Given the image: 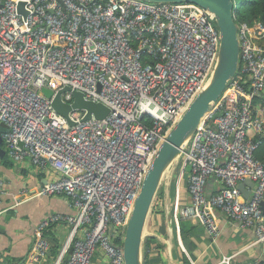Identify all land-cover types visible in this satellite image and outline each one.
I'll list each match as a JSON object with an SVG mask.
<instances>
[{
  "label": "built area",
  "instance_id": "1",
  "mask_svg": "<svg viewBox=\"0 0 264 264\" xmlns=\"http://www.w3.org/2000/svg\"><path fill=\"white\" fill-rule=\"evenodd\" d=\"M237 25L239 69L185 147L191 201L178 220L199 221L215 239L222 213L264 245V24ZM220 45L214 14L193 2L0 0L6 153L16 166L52 167L58 176L38 195L67 197L75 211L36 226L24 264H92L98 250L106 264H125L123 240L143 181L212 74ZM66 87L65 102L79 91L109 114L84 120L86 112L73 109L70 125L42 92ZM247 178L245 196L239 185ZM6 186L0 177V201ZM55 224L69 234L52 256L47 232ZM154 250L143 246V254ZM232 260L221 264H264Z\"/></svg>",
  "mask_w": 264,
  "mask_h": 264
},
{
  "label": "crops",
  "instance_id": "2",
  "mask_svg": "<svg viewBox=\"0 0 264 264\" xmlns=\"http://www.w3.org/2000/svg\"><path fill=\"white\" fill-rule=\"evenodd\" d=\"M3 149L0 177L7 186L0 201V264H24L36 226L50 214L75 211L67 197L38 195L47 181L58 176L52 167L40 170L29 161L18 166L8 165L11 158L4 144ZM188 176L189 168L180 164L159 190L146 231L147 236L155 239L151 244L155 250L149 256L150 263L186 264V259L189 264H221L227 256L233 257V263L256 257L264 259V245L257 243L254 231L239 227L222 213H217L221 229L218 238L211 237L199 221L185 220L182 231V221L178 220L180 210L191 201ZM68 234L66 224H55L47 232L59 250ZM92 264H106L101 250L97 251Z\"/></svg>",
  "mask_w": 264,
  "mask_h": 264
},
{
  "label": "water",
  "instance_id": "3",
  "mask_svg": "<svg viewBox=\"0 0 264 264\" xmlns=\"http://www.w3.org/2000/svg\"><path fill=\"white\" fill-rule=\"evenodd\" d=\"M144 1L155 3L193 2L208 9L215 16V22L221 33V45L214 70L208 81L157 149V155L143 181L126 227L123 240L125 264H144L143 246L147 237L149 218L167 173L172 170L179 159H182L185 147L190 143L205 115L224 93L229 81L236 75L240 64V40L235 13L237 3L234 0ZM20 9L22 10L23 7L21 6ZM69 90L70 88L66 87L55 93L51 89L43 88L42 92L52 99L53 108L70 125L75 124L70 117L73 109L84 110L86 112L84 120L93 117L101 120L109 114L110 109L106 105L86 100L83 93L79 91H74L73 104L65 102L62 95ZM6 130L5 127L0 128V156L5 155L1 133ZM246 184L253 186V182L247 178L244 183L239 185V188L245 196H248L249 191L245 189ZM262 208L264 210V202H262Z\"/></svg>",
  "mask_w": 264,
  "mask_h": 264
},
{
  "label": "trees",
  "instance_id": "4",
  "mask_svg": "<svg viewBox=\"0 0 264 264\" xmlns=\"http://www.w3.org/2000/svg\"><path fill=\"white\" fill-rule=\"evenodd\" d=\"M234 1L237 3V6L240 5L239 0H234ZM236 7H235V13L237 15ZM244 7H245L248 17H250V19L252 20V23L254 21H260L264 24V0H244ZM236 21H237V16H236ZM241 22H245V21H241ZM6 164L14 165L12 160H9V162L7 161ZM181 224L183 227L182 231H184L186 223L182 221ZM119 242L122 243V241H119ZM154 242H155V239L153 237L147 236L144 242L145 249H149L151 247V244ZM58 252H59V246H55L52 249L51 255L56 256ZM148 256H149L148 254L144 253L145 261H147ZM185 263L189 264V262L186 259H185Z\"/></svg>",
  "mask_w": 264,
  "mask_h": 264
},
{
  "label": "rangeland",
  "instance_id": "5",
  "mask_svg": "<svg viewBox=\"0 0 264 264\" xmlns=\"http://www.w3.org/2000/svg\"><path fill=\"white\" fill-rule=\"evenodd\" d=\"M239 4L240 5L236 7L237 23H240L241 21H245L249 24H252V20L250 19V17H248L247 12H246L245 7H244V0H239ZM182 160L183 159H179V161L175 164V166L170 171V176L176 170V167H178V165H180L182 163ZM166 179H168V177H166Z\"/></svg>",
  "mask_w": 264,
  "mask_h": 264
},
{
  "label": "bare ground",
  "instance_id": "6",
  "mask_svg": "<svg viewBox=\"0 0 264 264\" xmlns=\"http://www.w3.org/2000/svg\"><path fill=\"white\" fill-rule=\"evenodd\" d=\"M170 176V171L167 173V177H169Z\"/></svg>",
  "mask_w": 264,
  "mask_h": 264
}]
</instances>
